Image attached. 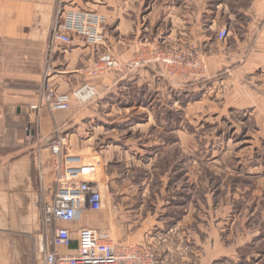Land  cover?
Returning a JSON list of instances; mask_svg holds the SVG:
<instances>
[{
	"label": "crops",
	"instance_id": "obj_1",
	"mask_svg": "<svg viewBox=\"0 0 264 264\" xmlns=\"http://www.w3.org/2000/svg\"><path fill=\"white\" fill-rule=\"evenodd\" d=\"M63 11L98 16L102 19L101 39L89 44L84 37L70 34L72 44L58 49L54 55L52 68L56 74L51 80L57 93L68 97L69 108L54 113L43 108L36 117L29 107L40 101L48 42L56 17ZM221 29L228 33L225 41L217 39ZM158 33L172 51L183 54L196 51L203 65L202 74L191 77L184 71H165L161 66L146 63L128 70L127 64L150 56L149 44ZM104 57L119 62L122 69L97 75L100 83L94 82L88 76L92 77L95 63ZM130 81L132 88L142 93L141 99H130L131 106L143 107L148 112V121L157 103L175 111L179 110L182 96L185 99L191 92L201 93L195 102L183 108L180 113L183 123L188 121L189 108L222 92L223 104L248 111L247 121L252 118L264 130V0H0V264H33L38 259L34 252L38 246L51 252H67L49 245L52 227L45 229L42 221V205L50 203L54 188L48 145L57 131L66 129L65 138L71 144L81 139L83 144H92L100 128L92 127L93 123L114 116L113 110L105 111L109 102L102 96L101 104L99 97L91 104L80 105L72 97L75 89L88 84L104 94L102 89L109 90L115 82L124 90ZM157 91L163 99H158ZM88 126L92 132H87ZM170 133L183 136L186 131L177 129ZM70 147L79 150L75 145ZM152 148L149 153L162 154V150L170 147ZM180 153L183 154V148ZM182 176L183 173L176 179L164 177V192L168 194L171 188L174 195H168L163 205L158 203L148 215L166 218L165 222L155 221V225H163L167 238L187 226L190 206L187 199L183 201L186 186ZM179 197L182 199L178 200ZM198 205L209 212L201 203ZM62 226L73 236L79 229ZM98 232L112 238L107 231ZM202 233L203 238L199 232L193 238L197 250L191 253L195 254L196 262L190 263L184 256L177 264H216L221 257L233 260L238 250H244L248 244L223 246L215 232H211L212 239L203 230ZM181 234L176 251L183 254L188 248L187 243H182L184 232ZM132 243L146 244V241ZM75 247L74 242L71 250Z\"/></svg>",
	"mask_w": 264,
	"mask_h": 264
},
{
	"label": "rangeland",
	"instance_id": "obj_2",
	"mask_svg": "<svg viewBox=\"0 0 264 264\" xmlns=\"http://www.w3.org/2000/svg\"><path fill=\"white\" fill-rule=\"evenodd\" d=\"M227 36L221 41H225ZM149 45L153 47V57L172 55L183 58L184 64H189L185 68L184 65L171 68L173 71H184L191 77L202 74L201 60V67L195 66L199 57L196 51H189L188 54L172 51L163 42L160 33L152 37ZM49 63L51 61H48L46 53L42 79ZM146 64L161 66L165 71L170 68L160 59ZM97 77L88 76L90 80L99 82L101 78ZM132 83H126L123 90L115 82L109 90L102 89L104 94L95 89L97 96L94 100H99L101 96L106 99L109 106L105 111L110 113L113 110L114 116L93 123L92 127H100L96 130L94 143L83 144V139L72 144L66 141L72 152L98 164L95 180L100 185L103 205L98 211H85L75 223H58V227L69 225L79 229L107 231L117 244H137L132 242L145 239L163 264H177L184 256L190 263L196 262L194 236L199 232V237L203 238V230L212 239L211 232H215L223 246H239L248 242L244 250H240L244 252L243 256L238 250L233 260L221 257L216 264H264V130L261 131L260 123H255L252 118L247 121L248 111L231 109L223 104L222 92L217 97L207 96L203 102L189 108L188 121L183 123L180 113L201 93L197 95L191 92L185 99L182 96L179 110L175 111L157 103L152 107V119L148 121V112L143 107L131 106V98H142L141 90L132 88ZM157 92L158 99H163L161 92ZM102 97L99 104L103 102ZM117 102L118 105L111 108ZM100 108L98 105V110ZM90 128L85 129L92 132ZM177 129H183L186 133L183 136L170 133ZM67 132V129L57 131L55 138L65 137ZM70 145L79 147V150ZM88 145H92V148H88ZM155 145L170 148L162 150V154L149 153ZM180 148H183V154ZM139 149L143 151L139 152ZM182 173L181 181L186 186L182 193L183 201L187 199L190 206L186 229L183 226L185 231H181L184 232L182 243H187L188 248V252L183 254L180 250L176 251V246L182 241L181 232L177 231L172 238H167L163 225H155V221L165 222L166 218L148 216L155 211L158 203L163 205L168 195H174L171 188L168 194L164 192V177L176 179ZM199 203L209 212L199 209ZM40 249L38 246L34 251L38 259H34L33 264L42 263Z\"/></svg>",
	"mask_w": 264,
	"mask_h": 264
},
{
	"label": "built area",
	"instance_id": "obj_3",
	"mask_svg": "<svg viewBox=\"0 0 264 264\" xmlns=\"http://www.w3.org/2000/svg\"><path fill=\"white\" fill-rule=\"evenodd\" d=\"M101 22L102 19L98 16L87 12L63 11L57 15L47 51L48 61L51 63L47 64L44 72L40 101L29 107L36 117L43 108L51 113L69 108L68 97L58 94L51 82L56 74L52 68L54 55L58 49L72 44L71 33L84 37L89 44L98 43L101 39ZM226 36L227 31L222 29L218 32L217 39L221 41ZM152 49L153 47L149 57H141L127 64L126 68L132 70L142 63L159 59L164 65L170 66L169 69L189 66L188 63L184 64L183 58L182 60L172 55L153 57ZM196 61L195 66L200 68V59L196 58ZM110 69H122V65L104 57L95 63L90 75L97 76ZM96 96L95 89L88 84H83L72 92V97L80 105L90 103ZM66 144L65 137L56 136L48 145L54 188L50 203L43 204L41 212L44 228L52 227L53 231L49 245L66 249L67 252H51L43 247L39 251L42 256L41 264H163L159 255L148 244H117L107 234L89 228L78 229L73 236L68 229L57 226L58 223H75L85 211H98L103 205L100 185L95 180L98 164L72 152ZM74 242L76 247L71 250Z\"/></svg>",
	"mask_w": 264,
	"mask_h": 264
}]
</instances>
